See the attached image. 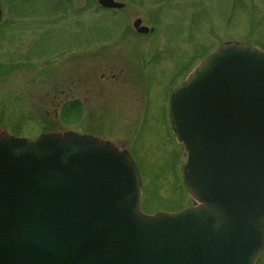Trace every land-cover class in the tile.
<instances>
[{
	"label": "water",
	"instance_id": "obj_1",
	"mask_svg": "<svg viewBox=\"0 0 264 264\" xmlns=\"http://www.w3.org/2000/svg\"><path fill=\"white\" fill-rule=\"evenodd\" d=\"M191 71L167 113L191 206L143 213L136 166L108 141L0 133V264L255 263L264 251V50L223 41Z\"/></svg>",
	"mask_w": 264,
	"mask_h": 264
},
{
	"label": "rangeland",
	"instance_id": "obj_2",
	"mask_svg": "<svg viewBox=\"0 0 264 264\" xmlns=\"http://www.w3.org/2000/svg\"><path fill=\"white\" fill-rule=\"evenodd\" d=\"M116 1L120 11L96 0H0V133L108 141L137 166L142 211L174 212L191 199L167 114L171 90L223 41L264 50V0Z\"/></svg>",
	"mask_w": 264,
	"mask_h": 264
},
{
	"label": "flooded vegetation",
	"instance_id": "obj_3",
	"mask_svg": "<svg viewBox=\"0 0 264 264\" xmlns=\"http://www.w3.org/2000/svg\"><path fill=\"white\" fill-rule=\"evenodd\" d=\"M123 5H124V4H123ZM100 8H101V7H100ZM102 9H104V10H115V11H116V10H119V11H120L121 9H123V6H122L121 8H119V9H105V8H102ZM2 18H3V16H2V10H1V6H0V25H1V26H2V24H1V23H2V22H1L2 20H1V19H2ZM135 19H136V18H135ZM134 21H135V20H134ZM134 21H133V22H134ZM140 23H141V19H140ZM141 25H142V24H141ZM141 25H139L138 28L141 27ZM132 26H133V23H132ZM142 26H144V25H142ZM133 29H134V31H135L136 33H138V34H141V33H142V34H146V32H138L137 29H136L134 26H133ZM120 71H121V70H120ZM100 77H101V79H102V78H103V79H106L105 76H104V73H102ZM110 77H111V78L115 77V74L112 73V74L110 75ZM74 88H76L75 90H76V96H77V98H79L80 103L83 104V103H84V102H83V101H84V98H83L82 95H81V92H82V91H81V90H82V86L79 84L78 86L76 85ZM77 88H78V89H77ZM53 94H54V96H55V98H56V94H55L54 92H53ZM59 94H60V93H59ZM61 94H62V92H61ZM54 96H53V98H54ZM58 99H59V100H58ZM60 99H61V98H57V99H56V100L60 101V102L57 103V104H60L61 102H63V101L60 100ZM54 100H55V99H54ZM58 101H57V102H58ZM52 104H56V102L53 101Z\"/></svg>",
	"mask_w": 264,
	"mask_h": 264
}]
</instances>
